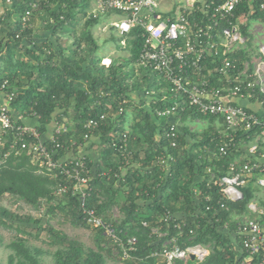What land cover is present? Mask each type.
<instances>
[{
  "label": "trees",
  "instance_id": "trees-1",
  "mask_svg": "<svg viewBox=\"0 0 264 264\" xmlns=\"http://www.w3.org/2000/svg\"><path fill=\"white\" fill-rule=\"evenodd\" d=\"M28 1L12 0L5 3L0 0V90L13 95L11 106L15 110L36 102L35 109L43 126L52 120L55 113H60L67 118L72 131L77 129L80 132L81 124L88 117L107 109L108 124L98 131L102 141L113 125L112 119L119 101L126 100L119 129L126 131L128 149L132 152L130 160L140 165H134L133 169L126 171L119 182L113 176L95 179L104 198L97 204L96 195L93 194L90 201V205L95 204L97 213L108 222L111 221L109 209L122 198V217L115 224V230L117 233L121 230L119 236L124 241L130 236L137 239L136 250L125 258L126 264H153L154 260L147 255L151 250L159 249L166 237L157 241L155 235H150V228L160 225L169 235L175 233L171 226L167 227L162 222L165 210L172 211L173 221L174 218L184 219L195 230L194 237L184 234L180 243L209 245L210 251L204 263L236 264L231 236L222 228L223 223L230 220V210L220 213L218 223L214 222L211 214L205 218L194 216V210L201 207L203 199L196 198L192 189L197 186L204 190L199 176L207 165L213 167L216 175H223L227 163L244 154L245 147L239 144L237 149L229 151L224 157L212 156L216 143H219L218 130L222 129L216 126V118L202 115L189 107L180 110L184 104L181 99L174 100L165 79L157 74L162 81L160 79V83H154L142 73V70L152 72L150 69L137 66L141 79L136 78L135 60L141 47L136 29L119 39V48L128 49L129 56L113 59L104 66L100 63L101 57L94 55L98 44L92 28L99 19L86 17L89 0H35L37 5L32 11L30 22L33 24L32 20L36 16L41 19L40 35L33 26L21 30L20 18ZM235 14L243 16L245 20L240 29L246 40L243 47L231 53V57L236 59L238 65L248 61L252 66L254 57L258 58L260 53L252 49L254 35L250 34L249 27L253 21L264 22V10L255 3L250 6L243 0ZM79 20H83L81 28L78 34L73 33L72 42L63 45L58 37L55 43L50 41L47 35L70 32ZM122 39L124 45H120ZM127 64L132 67L128 68ZM217 64V61L212 63L211 59L203 61V75L210 77L214 84L218 83L214 70ZM132 95L139 97V107L135 109L137 116L128 130L125 126L126 107ZM146 98L149 100L147 108L143 106ZM174 102L178 105L173 115H156L157 109L171 107ZM107 105L110 107L107 108ZM189 119L206 121L207 127L198 132L191 131L186 124ZM172 120L177 123L178 145L170 151L175 156L170 174L162 176L154 161L167 144L165 133ZM257 131L254 128L247 134L249 140L255 137ZM95 148L99 151V169H115L114 150L110 146ZM208 153L209 157L212 156L210 160ZM55 184L56 180L34 172L31 156L25 153L18 158H11L0 169V197L9 194L30 207L40 208L43 205L47 207L48 213L72 217L76 224L92 229L95 248L85 246L46 223L42 224L43 219L13 213L0 205V223L19 225L17 235L4 245L8 249L7 264H44L42 257L46 253L50 254L52 264H108L106 257L115 247L108 243L104 229L91 227L81 220L75 197L66 195L54 203L52 187ZM157 184L160 185L157 187ZM254 190L251 186L246 188L242 201L227 203L229 209L244 211ZM198 201L199 205H196ZM142 222L148 226H143ZM233 226L234 223L230 222V231ZM42 233L50 238L53 251H46L28 241V237L39 238ZM2 243L0 235V246Z\"/></svg>",
  "mask_w": 264,
  "mask_h": 264
},
{
  "label": "built area",
  "instance_id": "built-area-1",
  "mask_svg": "<svg viewBox=\"0 0 264 264\" xmlns=\"http://www.w3.org/2000/svg\"><path fill=\"white\" fill-rule=\"evenodd\" d=\"M11 1L4 0L5 3ZM242 1L90 0L93 8H88L86 17L100 19L112 15L116 20H111L108 26L124 37L137 30L141 47L135 65L150 69L165 79L174 100L181 99L184 104L180 110L193 108L202 115L215 117L216 126L222 127L218 130L219 143L212 156L224 157L239 144L245 147L244 154L227 163L225 174L216 175L210 165L204 168L199 176L204 190L197 186L192 189L196 198L203 199L201 207L194 210V216L205 218L211 214L218 223L220 213L230 210L231 217L232 209L227 203L242 201L244 190L249 186L254 188L245 210H239L241 218L224 222L222 228L231 236L236 264H264V43L259 44L260 56L252 66L248 61L238 65L231 57V53L243 47L246 40L240 29L243 16L235 14ZM244 1L250 6L255 3L264 10V0ZM160 4L163 9L159 8ZM36 5L35 0L28 1L20 18L21 30L33 26L30 18ZM120 43L124 45V39ZM206 59L218 62L214 69L217 84L203 75ZM12 99V94L0 90V169L11 158H18L23 153L30 155L36 174L56 180L52 187L53 202L66 195L75 197L81 220L91 227L104 229L108 242L115 247L112 252L128 257L136 250V237H126L124 241L119 236L121 230L118 233L115 230L117 220L113 210L109 209L112 216L107 222L97 213L95 204L90 205L93 194L97 204L104 198L95 179L113 176L119 182L126 171L140 165L130 160L132 152L128 149L126 131L119 129L126 100L119 101L113 125L102 141L98 131L108 124L107 109L88 117L79 132L77 129L72 131L71 124L60 113H55L43 126L35 109L36 102L15 110L11 106ZM237 100H247L253 106L242 105ZM177 105L174 102L171 107L157 109L155 113L171 116ZM254 128L258 131L249 140L247 134ZM165 137L167 144L154 161L162 176L170 174L171 164L175 161L171 152L177 148L179 132L174 120ZM108 146L114 150L115 169H99V151L95 147ZM212 156L208 153V160ZM172 217V211L165 210L162 222L171 226L174 234L169 235L160 225L150 228V235H155L157 241L166 239L147 257L154 260L153 264H207L204 261L210 251L209 245L180 243L184 234L194 237L195 230L186 220L174 218L173 221ZM230 222L234 223L231 231ZM142 225L148 226L146 222Z\"/></svg>",
  "mask_w": 264,
  "mask_h": 264
},
{
  "label": "rangeland",
  "instance_id": "rangeland-1",
  "mask_svg": "<svg viewBox=\"0 0 264 264\" xmlns=\"http://www.w3.org/2000/svg\"><path fill=\"white\" fill-rule=\"evenodd\" d=\"M171 2L174 0H170ZM89 8H93V6L90 4L89 0ZM160 9H163L164 6L160 4ZM0 9H1V2H0ZM89 9H87L88 11ZM1 12V11H0ZM111 20H116L112 15H109V17L102 16L99 19L98 24L92 28V33L94 37L96 38L98 49L94 53L96 57H101L100 63L104 66H107L111 60L117 59V58H125L129 56V51L126 48H119V39L124 38V35L120 34L119 32L112 30L108 25L111 22ZM83 20H79L77 25L73 28L74 32H64L60 33L58 32L57 35H47L50 38V41L53 43L56 42V38H60V41L63 45L68 44L69 42H72L73 39V33L78 34L81 28V23ZM243 17L241 18V23H244ZM33 27L35 28L38 35H40L41 32V19L37 16L33 18ZM72 29V28H71ZM70 29V30H71ZM250 34L254 35V45L252 47L253 51L258 50L259 44L264 43V22L261 21H253L250 24L249 27ZM109 37H111L109 39ZM120 45H123L120 43ZM253 53V52H251ZM123 60V59H122ZM258 60L257 57H254V63ZM105 61H108L105 62ZM119 62V61H117ZM128 68H131L132 66L127 64ZM142 73H145L147 75L148 79L151 82L154 83H160V77L155 72H146L145 70H142ZM134 75L136 78L141 79V75L137 69V66L135 65V71ZM132 80L130 79V82ZM162 81V79H161ZM148 99L146 98V102L143 106L148 107ZM142 106V107H143ZM139 107V97L136 95L131 96V102L128 107H126V120H130L128 118L131 116V119H136V110ZM191 131H201L202 129L207 127V122L203 120H190L186 123ZM122 195H124V192H122ZM121 197V196H120ZM0 205L4 207L5 209L13 212L18 213L22 215H30L32 218H39L43 219L42 224L46 223L50 226H52L54 229L59 230L69 236L70 238L76 239L83 243L87 247L95 248L93 243V231L89 227H84L82 225L76 224L75 220L68 216L65 217L64 215L60 213H48L47 207L43 206L40 208H33L28 205H25L22 201L17 200L15 197L5 194L2 197H0ZM122 205V198L119 199V203L113 205L110 209H112L115 214V219L117 222L122 217V212L120 211V206ZM110 216L111 213H110ZM113 219V218H112ZM2 224L0 223V235L2 236V245L0 246V264H7V254L8 249L5 248V244L11 241L15 235H17V227H19L18 224L14 223L12 226L8 224ZM28 241L31 244H35L37 246L42 247L46 251H53L54 246L50 243V238L44 233H42L39 238L28 237ZM109 243V242H108ZM110 244V243H109ZM116 251V250H115ZM108 264H126L125 258H123L121 255L119 256L116 252H111V254L106 257ZM44 264H52V260L50 257V254H45L42 257Z\"/></svg>",
  "mask_w": 264,
  "mask_h": 264
},
{
  "label": "crops",
  "instance_id": "crops-1",
  "mask_svg": "<svg viewBox=\"0 0 264 264\" xmlns=\"http://www.w3.org/2000/svg\"><path fill=\"white\" fill-rule=\"evenodd\" d=\"M46 36V35H45ZM41 38H44L43 36H40ZM239 103H241L242 105H245V106H248V107H252L253 106V104L251 103V102H249V101H247V100H237ZM128 118L130 119V120H126V122H125V126H126V128L129 130V128L131 127V124H132V122H133V118L131 119V116H129V114H128ZM191 143V142H190ZM92 155H93V157L95 156V154H94V151H92ZM95 158V157H94ZM240 214V212H239V210L238 209H232V211H231V217H230V220H236V219H240L241 218V216L239 215ZM179 216V215H178ZM232 244V243H231ZM232 245H234V244H232ZM235 247V246H234Z\"/></svg>",
  "mask_w": 264,
  "mask_h": 264
},
{
  "label": "bare ground",
  "instance_id": "bare-ground-1",
  "mask_svg": "<svg viewBox=\"0 0 264 264\" xmlns=\"http://www.w3.org/2000/svg\"><path fill=\"white\" fill-rule=\"evenodd\" d=\"M105 62H107V63H108V61H105Z\"/></svg>",
  "mask_w": 264,
  "mask_h": 264
}]
</instances>
